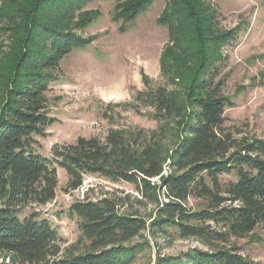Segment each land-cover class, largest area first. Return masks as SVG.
<instances>
[{"label":"trees","instance_id":"trees-1","mask_svg":"<svg viewBox=\"0 0 264 264\" xmlns=\"http://www.w3.org/2000/svg\"><path fill=\"white\" fill-rule=\"evenodd\" d=\"M90 1L0 0V256L8 259L0 264H133L138 257L147 264H253L234 240L264 233V139L224 126L232 101L217 77L236 32L221 29L207 0H164V82L151 86L143 74L139 94L155 128L112 129L103 140L79 136L54 144L49 156L37 152L33 136L55 121L46 92L60 78V61L92 39L76 32L96 16L83 10ZM152 1L116 0L112 21L130 22ZM57 167L67 174L65 191L82 186L85 175L137 191L92 199L89 186L70 203L79 251L62 250L37 209L55 198ZM230 173L234 180L219 181ZM159 238L197 245L151 259L145 251Z\"/></svg>","mask_w":264,"mask_h":264},{"label":"rangeland","instance_id":"rangeland-1","mask_svg":"<svg viewBox=\"0 0 264 264\" xmlns=\"http://www.w3.org/2000/svg\"><path fill=\"white\" fill-rule=\"evenodd\" d=\"M215 6L221 29H235L236 36L223 48L225 59L219 74L223 82L221 92L232 105L224 110V126L236 136H255L264 139V0H207ZM116 0H92L83 10L96 11L94 19L78 34L91 41L83 48L72 49L60 61V78L49 84L46 100L49 115L55 121L44 130V136L34 135L35 148L49 156L54 144L71 143L77 137H95L103 140L112 129H153L156 122L149 116L140 93L145 91L142 75L151 86L163 84L159 56L167 41V29L158 22L164 0H153L132 21H112ZM123 25L124 31L119 27ZM58 186L55 198L37 207L56 228L62 250L82 249L79 230L73 217L67 214L70 203L85 197L117 193L120 197L137 191L127 183L112 184L103 179L85 175L82 186L65 191L67 174L56 168ZM221 183L234 180L233 173L220 174ZM208 181V177H205ZM132 197L129 202L132 203ZM189 205L199 203L189 198ZM32 208H26L29 212ZM234 243L253 264H264V233L255 229ZM193 240L175 238L172 241L156 239L145 251L153 259L157 252L177 254ZM133 264H147V257H138ZM1 259H8L0 256Z\"/></svg>","mask_w":264,"mask_h":264}]
</instances>
